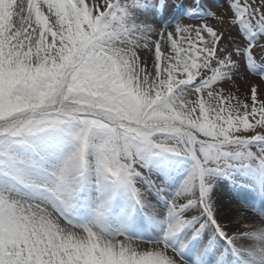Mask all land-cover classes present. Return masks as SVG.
Returning a JSON list of instances; mask_svg holds the SVG:
<instances>
[{
    "label": "snow or ice",
    "instance_id": "obj_1",
    "mask_svg": "<svg viewBox=\"0 0 264 264\" xmlns=\"http://www.w3.org/2000/svg\"><path fill=\"white\" fill-rule=\"evenodd\" d=\"M166 4L0 0V264H264V215L214 194L264 173V0L162 25ZM169 156L190 170L149 199ZM120 193L155 238L113 219Z\"/></svg>",
    "mask_w": 264,
    "mask_h": 264
},
{
    "label": "bare ground",
    "instance_id": "obj_2",
    "mask_svg": "<svg viewBox=\"0 0 264 264\" xmlns=\"http://www.w3.org/2000/svg\"><path fill=\"white\" fill-rule=\"evenodd\" d=\"M188 172V167L183 161H176L174 166H167L165 163L160 165L158 175L168 182L175 183L178 188ZM216 184L215 198L225 219L235 213L237 205L255 209L257 213L264 215V173L250 169L239 170L234 171L231 177L228 172L218 177ZM122 194H118L114 199L113 218H125L128 221V231L138 237L145 240L155 238L161 230L151 225L144 212L139 207L133 208L132 202ZM153 194H156V191ZM149 199L155 200V197L150 195ZM81 202L87 203V194ZM140 224L144 227H137Z\"/></svg>",
    "mask_w": 264,
    "mask_h": 264
},
{
    "label": "rangeland",
    "instance_id": "obj_3",
    "mask_svg": "<svg viewBox=\"0 0 264 264\" xmlns=\"http://www.w3.org/2000/svg\"><path fill=\"white\" fill-rule=\"evenodd\" d=\"M190 3H191V0H167L165 10L161 11L155 17V19L158 20L159 23L162 25L163 24H174L176 21H178L184 17L185 13L188 11ZM224 3H225V0H200V9L198 10L197 14L195 16H193L192 18L193 19L202 18L203 15L207 11L214 10V9L222 6ZM248 86L249 85L247 83H245L244 81H238L236 84V88H238L241 93L245 92V90L248 88ZM176 161H179V162L183 161L184 164H186V166L188 167V171L190 170V164H191L190 161H185V160H182L181 158L171 157V156H169L168 158H164V157L156 158L153 166L150 169L146 170L147 175L150 177L151 181L161 183L165 186V193L153 194L155 191V189H153V192L151 195H153L155 197V199L157 198L158 195H165V194L168 197H170L174 193V191L177 189V186L175 185V183L168 182L167 180H165L164 177L158 175L159 174L158 170L160 169V165L165 163L167 166H170V165L174 166ZM234 171H239V170L229 171V175L231 177H232V174ZM240 179L242 180V178H240ZM160 202L162 204L166 203V201H164V200H161ZM80 212H81V215H87L88 214L89 209L87 207L86 202H81Z\"/></svg>",
    "mask_w": 264,
    "mask_h": 264
}]
</instances>
